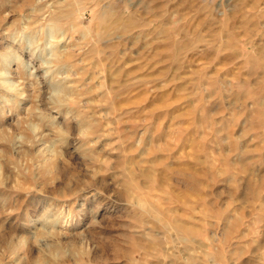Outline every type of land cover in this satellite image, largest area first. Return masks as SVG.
Wrapping results in <instances>:
<instances>
[{
  "label": "rangeland",
  "instance_id": "obj_1",
  "mask_svg": "<svg viewBox=\"0 0 264 264\" xmlns=\"http://www.w3.org/2000/svg\"><path fill=\"white\" fill-rule=\"evenodd\" d=\"M0 264H264V0H0Z\"/></svg>",
  "mask_w": 264,
  "mask_h": 264
},
{
  "label": "bare ground",
  "instance_id": "obj_2",
  "mask_svg": "<svg viewBox=\"0 0 264 264\" xmlns=\"http://www.w3.org/2000/svg\"><path fill=\"white\" fill-rule=\"evenodd\" d=\"M52 29H51V27L50 28H48V30H47V34L48 35H46V36H48V38H46L47 39V45L50 47V40L52 39V31H51ZM47 46V47H48ZM47 47H45V49H47ZM49 50H51L52 51V49H49ZM54 51V50H53ZM47 52V51H46ZM49 53H51V52H49ZM48 70V69H47ZM52 70V69H51ZM49 71V70H48ZM2 75H1V83L4 85V86H6V87H8V88H11V87H13L14 85L12 84V82L8 79L9 77H8V72H2L1 73ZM59 84V83H58Z\"/></svg>",
  "mask_w": 264,
  "mask_h": 264
}]
</instances>
